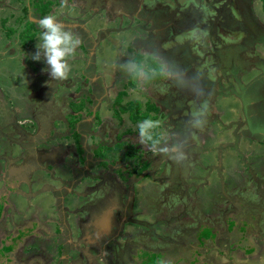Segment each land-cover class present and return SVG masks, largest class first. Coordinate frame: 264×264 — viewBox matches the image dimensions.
<instances>
[{
	"label": "rangeland",
	"instance_id": "374dc122",
	"mask_svg": "<svg viewBox=\"0 0 264 264\" xmlns=\"http://www.w3.org/2000/svg\"><path fill=\"white\" fill-rule=\"evenodd\" d=\"M47 15L82 41L65 80L31 59ZM0 99V264H264V0H0ZM137 109L184 160L139 142ZM101 167L124 181L127 220L76 241L72 209L98 208L82 184L98 196Z\"/></svg>",
	"mask_w": 264,
	"mask_h": 264
},
{
	"label": "clouds",
	"instance_id": "9594fccd",
	"mask_svg": "<svg viewBox=\"0 0 264 264\" xmlns=\"http://www.w3.org/2000/svg\"><path fill=\"white\" fill-rule=\"evenodd\" d=\"M39 28L42 30L40 41L36 45L37 51L31 56V59L40 61L43 58L48 66L46 71H49L53 80L59 81L67 79L70 72L68 59L75 55L76 49L82 43L81 39L73 32L66 30L64 25L59 23L54 15H47L43 17L39 21ZM219 33L222 35V37L223 35L225 36L221 29ZM213 44L215 43L213 42ZM186 45L189 47L188 43H186ZM214 48V51L217 53V55H215V53L213 55H215L216 59L221 58V44L217 42ZM207 53L211 54L210 50ZM122 67L131 69L130 75L133 77L134 81H143L145 84L150 82L147 73L143 70V66L139 63L135 61H129L127 64L122 65ZM157 75L171 79L167 72L162 69L159 70V72H157V70H153V78H155ZM258 87H260V85ZM194 90L198 91V89ZM206 107L207 105L205 104L202 108H199L193 112L192 120L195 121L193 125L195 128H200L203 126L204 121L202 118L206 115ZM137 127L139 132V142L141 144L149 146L153 151H159L165 155H169L177 162H180L186 158L182 150H179L175 153L173 152V149L179 147V145H173L172 147L160 146L163 136L155 131L161 127L160 120L144 119L138 124Z\"/></svg>",
	"mask_w": 264,
	"mask_h": 264
},
{
	"label": "flooded vegetation",
	"instance_id": "af4514ba",
	"mask_svg": "<svg viewBox=\"0 0 264 264\" xmlns=\"http://www.w3.org/2000/svg\"><path fill=\"white\" fill-rule=\"evenodd\" d=\"M73 24H75V25H73ZM73 24H68V25H71V26L80 25L78 23H73ZM250 37L252 38L251 35H250ZM185 47L187 48L188 46L185 45ZM182 60L186 62V59L184 57L182 58ZM190 70H193V68L188 69V71H190ZM179 74H180L179 77L187 76V77H182V79L190 80V73H185V72L181 73L180 72ZM205 80L208 81L209 79H205ZM259 88L260 87L257 86L256 89L260 90ZM1 97H2V95H1ZM0 101H1V99H0ZM155 104L158 107L156 101H155ZM179 117H181V116H179ZM78 118H79L80 122L83 121V119H84V117H81V116H79ZM90 123L92 124L91 121H90ZM182 126H184V125L182 124ZM182 130L178 129V134L181 138L183 136ZM87 131H90V130L88 129ZM123 136H125V134L122 135V137ZM123 145H124V143H123ZM120 149H122V148H120ZM105 169H106L105 167H101L102 172ZM108 176L109 175L104 173V172L102 174H99V177L101 179V180L99 179L100 180V186H103V189L101 188V190H100L101 192L98 194V197L96 196V192H97L96 191V185L91 184V186H92L91 189L95 190V192L92 194V196L95 197V199L100 203V204L97 203L99 205H98V208H96V210L94 212H91L92 209L95 208L93 206L92 209L89 210V212H90L89 216L86 217V215L89 212H87L88 210H86V208H84V206L81 208L82 205H77V206H75V208L72 209V211L80 213V215L77 217V221L75 219L74 222H71V224L75 228V233H77L76 241L80 237L79 235H81V236L84 235L82 238L87 237V239H90L91 241L96 240L97 243H99L100 239H103L104 241L108 240V239L112 240L113 236L118 234L117 232H119V230L121 229L120 228L121 223L124 222L125 220H127V217H128L127 210L129 209L127 207L129 205V203H127L128 195H127L126 199L124 197V194H125L124 191L126 190V188L124 187L125 186L124 181L122 179L120 181L116 180L115 184H117V186L120 187V189L118 190L120 194L118 193L117 199H115L112 202L110 199V201L108 202V200H109L108 194L109 193L106 190L107 189H113V188L109 187V185L112 187L115 185L114 183H111L107 180ZM35 178L36 177H34V179H32L31 181L28 180L27 182L33 183V182H35ZM110 178H111V176H110ZM110 178H109V180H110ZM80 182H82V181H80ZM77 184H79V182ZM70 185H71V183H70ZM29 187H32V184H30ZM107 187H109V188H107ZM82 190H84L85 194L87 195L88 192H91L90 185H86V183H85V185H82ZM86 190H88V191H86ZM124 199H125V201H124ZM117 200H118V202H117ZM119 214H120V217H119ZM67 222L69 223L68 218L65 220L64 224H67ZM114 224H115V226H113ZM120 234L122 235L123 233L120 232L119 235H117V236H120ZM74 244H76V243L74 242ZM98 246L100 247V245H98ZM79 249L81 250V247ZM95 250H96V253L101 254V248H100V250H98V249H95ZM110 250H112V247ZM80 256H81V258L83 257V252H80ZM105 258H106V255H105ZM81 261H85V260L81 259Z\"/></svg>",
	"mask_w": 264,
	"mask_h": 264
},
{
	"label": "trees",
	"instance_id": "16d2710c",
	"mask_svg": "<svg viewBox=\"0 0 264 264\" xmlns=\"http://www.w3.org/2000/svg\"><path fill=\"white\" fill-rule=\"evenodd\" d=\"M43 5V4H42ZM44 6H47V4H45ZM40 12H41V10H40ZM30 23H32L31 21L30 22H28V28H29V26L31 25ZM27 37V36H26ZM28 38H30L29 40H28ZM25 40L27 41H25V42H23V44H25L26 46H29L30 45V41H31V36H28L27 38H25ZM154 62H156L155 60H154ZM154 81H156L159 77H155V78H153V76L151 77ZM137 104V108H139L138 106H139V102H136ZM124 109V111H127L128 109L127 108H123ZM147 109L150 111V110H154L155 109V106H154V104H150V105H148V107H147ZM134 111H136L135 113H131L130 114V118H131V120L132 121H137V120H144V119H152V115H148V111H139L138 109L137 110H134ZM157 132V131H156ZM158 133V132H157ZM76 135L78 136V134L76 133ZM123 147V143H116V145L114 146V150L115 151H119V149L120 148H122ZM107 148H109V147H107ZM104 155V154H103ZM104 163H106L105 161H104Z\"/></svg>",
	"mask_w": 264,
	"mask_h": 264
},
{
	"label": "crops",
	"instance_id": "0c3cea01",
	"mask_svg": "<svg viewBox=\"0 0 264 264\" xmlns=\"http://www.w3.org/2000/svg\"><path fill=\"white\" fill-rule=\"evenodd\" d=\"M61 24H63V25H65L63 22L61 23ZM1 94L3 95V93H2V90H1ZM87 167V166H86ZM90 170H92L93 171V169H91L90 168ZM93 182H97L95 179H87V181L85 182L87 185H90V184H92ZM85 183L84 184H82V185H85ZM110 187H112V186H110ZM111 190L112 189H107L106 191L109 193V192H111ZM98 197V196H97ZM251 207H254V206H251ZM257 208V207H256ZM255 208V209H256ZM257 212V211H256Z\"/></svg>",
	"mask_w": 264,
	"mask_h": 264
}]
</instances>
